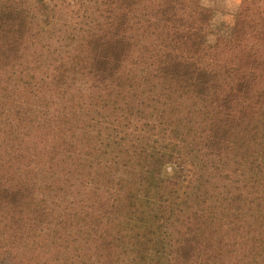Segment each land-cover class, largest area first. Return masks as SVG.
Returning <instances> with one entry per match:
<instances>
[{
	"label": "trees",
	"instance_id": "16d2710c",
	"mask_svg": "<svg viewBox=\"0 0 264 264\" xmlns=\"http://www.w3.org/2000/svg\"><path fill=\"white\" fill-rule=\"evenodd\" d=\"M0 264H264V0H0Z\"/></svg>",
	"mask_w": 264,
	"mask_h": 264
},
{
	"label": "rangeland",
	"instance_id": "374dc122",
	"mask_svg": "<svg viewBox=\"0 0 264 264\" xmlns=\"http://www.w3.org/2000/svg\"><path fill=\"white\" fill-rule=\"evenodd\" d=\"M228 1L231 4L241 2V0H228ZM228 9L229 8H227V11L217 13L216 15V28H218L217 31L222 33L228 32L230 35L236 29L237 26L238 30H242L246 33L253 32L254 21H251L250 19H246V18L244 19V17L236 16L235 14L228 12ZM31 74L32 76H34V78H31L30 84L40 85L41 72L35 71L32 72ZM7 93H8L7 95L11 94L9 90L7 91Z\"/></svg>",
	"mask_w": 264,
	"mask_h": 264
}]
</instances>
